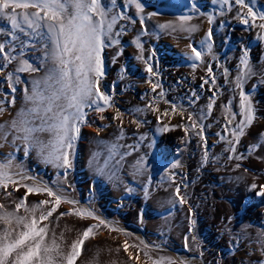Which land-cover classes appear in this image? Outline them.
Segmentation results:
<instances>
[{"label":"rangeland","instance_id":"rangeland-1","mask_svg":"<svg viewBox=\"0 0 264 264\" xmlns=\"http://www.w3.org/2000/svg\"><path fill=\"white\" fill-rule=\"evenodd\" d=\"M104 2L108 4L109 7H112L110 0H104ZM141 2L144 4L145 10H150L144 15L147 16L149 13L156 12L158 15L153 17V19L160 22L158 20H160L161 14H164L166 11L164 8L165 1L163 0L162 3L161 0L159 3V0H157L156 3L154 2L155 4L152 0H141ZM196 2L197 6H199V1L196 0ZM120 3L122 7L120 10L123 9L125 15L136 21V23L133 24L130 20H125L131 25V27L136 28V34L140 35L142 42L143 38L145 39L147 35H150L151 31L154 32V29L146 27L145 19L144 24L142 25L143 27L141 26L140 28H146L147 34H141L142 29H139L138 27L140 16L137 12L134 13L132 11L136 9L135 6L129 5L127 0H116L114 11L116 6H118L117 4L120 5ZM156 5L160 6L161 9ZM188 7L191 8L189 4ZM212 7L215 8V5L213 4ZM151 9L154 10L151 11ZM257 11H264V6L259 7ZM214 12L213 16L216 21L214 19V22L209 25L213 30L212 54H206L205 63L199 65V68L205 71L204 73L206 74L209 83L205 84L203 82L191 90L188 87L190 82H187L185 79L182 80L181 78L179 79L180 84L177 81H175V83L169 82L166 79L165 73L159 74L161 77L165 76V83L161 80H157L160 85H165V87L171 83L175 86L172 92L165 93L166 106L169 104L168 108H170V105L174 103L178 106H182L186 110L184 113V119L179 115L176 119L165 117L163 120L164 124L169 122L172 125L187 123L186 117L188 113H194L197 116L203 115L207 112L210 97H212L214 92L219 93L211 115L205 116L202 121L205 125L204 135L207 138V150L209 153L208 162L206 164L202 163L204 147L203 141L199 136L195 135L193 131L186 134L180 128L166 132L159 131L160 127H162L160 121L157 120V123H154V116L152 117V120L150 118L151 122L144 118L145 112H147L148 109L141 107L144 104V100L142 99L140 102H135L133 106H129L126 109L124 115L131 119L128 124L123 125V139L119 138L121 124L116 127L111 123L107 124L100 119V116L102 115L101 113L86 109L88 112V123L81 127L80 136L75 145L74 168L70 170L67 178V183L71 184L74 190H68V194L78 200L80 206L83 204L82 201L91 204V208L97 211L96 213L106 220L118 224L123 222V224L125 223L128 226H133L134 228L139 229L147 238H149V244L154 246V250L151 253L154 257L163 256L175 259L172 255V252H175L178 254V260H188L192 262L191 264H262V262H264V252L261 250V242L264 241V197L257 195L259 189L252 190L250 185L253 183L264 185V144H261L259 149L252 151L251 154H249V147L258 143L260 133H264V112L262 111L264 110V100L263 94L259 92L264 85L261 83L260 79L264 76V50L259 51L252 48L253 45H251L249 41L250 32L248 27L237 26L230 30L228 26H224L223 24L222 19L225 14L221 15V10H214ZM226 12L228 13V11ZM119 22L120 20L116 26V31L121 29L118 27L120 24ZM0 28H3V31L0 32V43H3V40L5 39L4 43L10 45L6 50L10 51L11 47L14 46L17 50L12 54L20 55V42L12 41L11 37L6 34L10 31V25H8L6 21L0 20ZM18 35H20L21 40H28V37L23 34L18 33ZM137 35H135V37ZM181 38L185 39V37ZM192 38L196 39L197 36L195 35ZM193 41L190 43L199 48L200 42L197 43L195 40ZM33 42L36 43V48H24L23 58L29 60L34 66L42 67L44 70L37 73H18L17 75H19L21 82L15 84V93L10 90L6 76L7 73L12 72L17 65L13 63L4 70V73L2 74L4 77L0 75V101L3 102V107L6 111L0 115V120L4 121L6 118H15L17 115L16 113H18V106L21 104V99L19 97L20 94H22V92L24 93L25 87L28 89L30 87L31 89V81L34 79L33 77H42L44 75L46 66H43L41 62L42 52L39 50L41 44L36 41ZM160 42L161 40L155 42L156 46H158V48L160 46V49L161 47L166 49L165 44H160ZM124 48L128 49V46L127 48L121 46V51L125 52L123 50ZM237 48L243 50L248 49L250 62L257 73V75L250 77L244 85L245 92L252 97L256 119L252 126L246 130V134L241 138L239 145L236 146V155L239 156L242 154L245 158L229 159L231 154L225 150L228 147V144L226 141H221L217 133L224 135L229 139L232 138L230 133L225 130L227 114L224 111V106L228 104L229 101H231L232 110L239 113V89H236L235 86V77L239 71V58L235 53ZM137 49L135 50L137 51ZM119 51L120 50H118V47L116 46L109 47V49L105 48L103 59L106 58L107 61L115 62L117 64V59L122 55H117ZM3 63L4 61L0 59V65ZM131 63L132 61L126 60L125 71L133 69V81L130 79L126 80L124 79V76H120L119 82L117 81V86L125 87L127 92L121 94L123 98L126 96L125 99H129L130 92H132L133 94L131 96H133V99L135 98V100H137L140 99L144 92L141 91V93H137V91H135L136 88H139V80L136 77L138 73L136 72V69H138V67H130V65H132ZM140 63L142 66L144 62L142 61ZM211 64L213 73L215 74L216 72L215 76H219L220 74L219 78L216 77L215 88L213 87L211 79L207 73V67ZM224 68H227L229 72L227 78L222 74ZM145 74L150 76L146 70ZM150 78L154 79L155 76H150ZM223 79H225V82ZM103 82L104 80L102 79L101 91L105 90ZM204 85H209L212 88V90H210L211 92L202 90L204 89ZM132 87H134V90ZM140 87H142V85ZM231 88L233 89L231 90ZM194 92L196 93V96H193ZM13 96H15L14 106L9 103ZM197 96L199 99L196 98ZM204 98L206 100H204ZM147 99H149L148 95L145 96V100ZM150 103H152V101H150ZM138 108L143 111H135ZM110 109L104 113L112 112ZM240 119L241 117L237 115L236 122ZM137 122L140 123L138 124ZM9 123L5 120L3 126H7ZM159 123H161V125ZM87 128H91L94 133L96 131L94 135L96 136V140L91 143H89L88 140L83 147L84 150L83 148L79 149L77 147L79 146L80 141L83 140L84 136L82 138V135ZM111 131H114L115 133L119 132L116 136L118 140L109 137L108 133ZM141 136H144L145 139L141 140ZM185 137L187 138L185 139ZM8 138L10 140L12 139L11 136ZM3 141L4 140H2V142ZM99 141H104L105 143L101 144ZM97 144L98 147H96ZM112 144L118 145L116 150L117 154L109 162V167L105 170L106 174L100 175L98 174L97 168L104 164L105 159H107L109 155L108 146L110 147ZM8 147L10 149L12 148V150H9L4 157L3 152L0 151V160L4 159L12 152L16 156V162L22 164L29 175L35 176L39 180L45 181L49 184H52L53 181L57 180L58 171L61 172L62 176V170L54 169L52 165L45 164L40 156L37 157L36 154V156L34 155L35 150L25 156L23 145L19 142H17L16 145L9 143ZM16 148H19L20 150L16 151ZM100 149L102 151H100ZM261 149H263V152ZM99 151L102 155L98 158V163H93V154ZM259 151L260 155L258 154ZM129 152L131 153L130 155H124ZM122 155L124 157L123 159H121ZM142 157L146 163V171L143 175H136L138 176L136 178V176H133V172L135 171L134 165ZM176 162H179L182 167L171 169V165ZM237 164L240 166L237 167ZM168 169H171L176 175V182L181 185V194L187 198L188 203L183 206L179 205V203H175V206L173 204V195L176 185L173 184L169 186L168 181H161L160 179ZM111 173H115V176L118 178L109 179L108 175ZM149 176L151 177L152 184L149 187V196L146 198L144 195V188ZM29 183H31V181H29ZM61 183L63 184L62 179ZM184 185H187V187H184ZM84 187H86V189ZM129 188L132 189L131 192L128 191ZM24 191L25 190L21 188L19 192L14 193V196L11 199L23 196ZM166 191H170L172 201L161 202V200L158 201L156 198H153ZM111 196L113 199H111ZM46 198L47 197L43 195H31L29 196V202L33 203ZM11 199L3 200V202L11 206ZM71 207L72 205L70 204H62L59 211L65 212ZM141 213H143L142 220L140 218ZM53 219H55V216ZM191 219H195L196 221L194 229L191 227ZM76 221L79 223H76ZM153 221L156 223H153ZM58 223L60 227L73 224V229L71 226V234L72 236H75L74 231H77L78 233L88 225L96 223V221L81 220L75 216H65L61 218ZM126 232L131 234L130 241H136L132 231ZM186 236L188 237V247H185ZM193 237H195V241L193 240ZM106 238L112 239L113 243L115 242L118 246L124 241V239H126L122 234L109 233L107 230L102 229L95 239L89 240V242L94 243L93 250L95 252L97 248L101 247L99 242ZM197 243L199 244V249L196 247ZM213 249L219 254V259L213 255V252L211 253V250ZM132 251L135 254V250ZM201 251L203 252L202 256L200 254ZM141 256L143 257L142 254Z\"/></svg>","mask_w":264,"mask_h":264},{"label":"snow or ice","instance_id":"snow-or-ice-1","mask_svg":"<svg viewBox=\"0 0 264 264\" xmlns=\"http://www.w3.org/2000/svg\"><path fill=\"white\" fill-rule=\"evenodd\" d=\"M129 5H134L140 16L139 22L144 24L145 19H151L158 14L152 12L144 15L145 6L141 0H127ZM211 3L218 5L223 15L225 10L231 12L233 7H237L236 19L242 24L259 29L258 39L264 40V11L254 10L255 0H211ZM112 7H109L104 0H0V20L6 21L10 25V31L6 34L12 41H19L21 46L20 55H13L16 47L11 50L6 43H0V59L4 61L0 65V75L9 65L15 63L17 66L12 72H8L6 80L13 93L16 91L15 84L20 83L18 73H37L44 70L42 67L34 66L29 60L24 59L23 49L27 47L36 48V41L41 44L39 49L42 52L41 62L46 66L44 75L31 81L32 87L24 89L26 107L22 108L16 117L7 126L0 125V133L5 142L11 136V143L17 142L23 145L24 155L27 156L33 150L40 156L45 164H50L61 172H57V180L49 184L39 180L37 177L29 175L22 164L16 162L14 153H9L0 160V264H78L85 251V244L90 239H95L100 231L107 230L109 233H118L126 237L124 241L115 248V252L121 250L128 257L127 264H140L141 254L144 257L143 264H191L188 260H177L171 257H154L151 253L154 246L143 240L136 239L130 241L131 234L120 228L116 222L106 220L96 211L87 206H80L79 201L68 194V190H74L73 186L67 183V178L71 169L74 168L75 145L79 139L81 127L87 125L88 112L91 109L103 114L108 109L114 107L112 96L101 91V81L105 76L103 52L105 48L119 46V37L124 33L121 28L116 31L119 20L136 21L125 15L124 12H115L116 0H110ZM191 10L200 13L196 0H191ZM31 10V11H30ZM203 15V13H200ZM192 15H181L176 21L158 23L157 27L169 33L182 32L191 34L199 30L198 25L191 24ZM215 17L208 16V22H214ZM3 28H0V32ZM28 37L27 41L21 40L20 35ZM142 34H147V29H142ZM213 30L209 28L205 38L200 41L198 48L194 44H188L189 51L187 58L192 61L191 67L195 69L205 63V52L212 54ZM141 53H143V43L140 35L133 41ZM122 54L119 51L117 55ZM154 55V52H153ZM146 71L150 76H158L152 63L143 58ZM199 62V63H197ZM238 73L235 77V86L239 89V113L232 110L231 101L224 106L227 114L225 130L232 137L217 133L221 141H226L228 147L225 149L231 155L229 159H244L241 155H236L237 145L246 134V130L254 123L255 109L252 97L245 92L246 81L257 75L250 62L249 51L245 49L239 59ZM207 73L211 78L213 87H216V76L211 65L207 67ZM223 75L227 78L229 72L224 68ZM152 91L156 92L162 86L160 83L148 80ZM209 83L208 79L204 80ZM264 83V76L261 78ZM219 93L214 92L210 97L207 112L201 116L188 113L187 123L172 125L170 122L163 123L165 117L170 112L172 116L177 113L184 119L185 109L182 106L171 104L170 109H166L157 117L162 123L159 131L166 132L176 128L182 129L186 134L193 131L203 141L204 156L202 163L208 162L209 153L207 150V138L204 135L205 125L203 119L211 115L213 107ZM165 96L160 91L158 97L153 99L147 107L153 112H160L158 99ZM196 96V93H193ZM199 99V97H196ZM15 105V96L9 101ZM6 109L0 101V114ZM135 111L141 112L142 109ZM241 119L236 122V116ZM100 119H106L101 115ZM113 120H121V114L117 112L112 117ZM138 124L140 122H137ZM234 125V126H232ZM47 134V139L44 135ZM123 124L120 125V139H123ZM187 137H185L186 139ZM145 139L144 136L140 137ZM104 144V141H99ZM264 144V133H260L259 142L249 147V154L259 149ZM131 147V146H129ZM118 145L112 144L108 147V157L104 164L97 168L100 175H105V170L109 167V162L117 154ZM16 148V151H19ZM126 153L124 155H130ZM100 152L93 154V162L98 163ZM123 155L121 159H123ZM240 165L237 164V167ZM179 162L173 163L171 169L180 168ZM133 175H143L146 171V163L142 157L134 165ZM168 169L161 176V181H168L169 186L176 185L173 195V204L179 203L183 206L187 204V198L181 194V185L176 182V175ZM109 179L118 178L115 173L108 175ZM61 179L63 184L61 183ZM31 181V183H29ZM152 184L151 177H148L144 188V195L149 196V187ZM187 187V185H184ZM23 188L24 194L14 199V193ZM252 190H258L257 195L264 197V185L253 183ZM11 189V190H10ZM128 191H132L131 188ZM43 195L46 199L30 203L29 196ZM11 199V206L5 204L3 200ZM62 204H70L72 207L65 212H60ZM191 210V209H190ZM55 216V219L53 217ZM65 216H75L81 220H93L96 223L88 225L78 232L76 238L70 244L65 241L64 233L57 235L54 226L59 227V220ZM140 218L142 220L143 213ZM195 219H191V227L194 229ZM67 230V229H66ZM195 241V237H193ZM262 252H264V241ZM185 247H188V237H185ZM199 249V244L196 245ZM132 250H135V254ZM191 250V249H189ZM105 249L97 248L92 259L87 264H99V256ZM110 253L113 249L109 248ZM201 256L203 252L201 251ZM112 264H117L113 261ZM264 264V262H262Z\"/></svg>","mask_w":264,"mask_h":264},{"label":"bare ground","instance_id":"bare-ground-1","mask_svg":"<svg viewBox=\"0 0 264 264\" xmlns=\"http://www.w3.org/2000/svg\"><path fill=\"white\" fill-rule=\"evenodd\" d=\"M123 1V0H121ZM147 1V0H146ZM153 3L157 2V0H152ZM161 0H159L160 3ZM165 1V13L161 14V18L160 22H157V20L151 18V19H146V27L150 29H154V32L151 31L150 35H147L145 37V39L143 38L142 43H143V53L141 54L140 49H137L136 45L133 43L136 34V28L131 27V25L129 23H127V21L125 20H120V24L118 25V27L123 28L124 29V33L119 37L120 39V45L116 46L118 47V50L121 51L120 47L125 46L128 49H123L125 52L122 53L121 57L119 59H117L116 62H118L117 64L114 62H109L106 60V58L104 59V68H105V80L103 82L104 87H105V92L109 95L112 96V104L114 105V107H112L110 110H112V112H106L104 114H102L103 116L106 117V119H103V121H105L107 124L111 123L113 124V126H117L119 124H123L126 125L128 124V122L130 121L131 118L126 117L124 114L126 112V109L129 106H133V104H135V102H140V100H144V104L143 108L148 109V105L150 104V101L153 102V99L155 97H158V94L160 91H163L164 93H170L174 90L175 86L172 83H175V81H177L179 83V79L181 78L182 80L185 79L187 82H190L189 84V88L191 90H193L194 88H196L197 85H200L204 82L205 79H207L206 74L204 73L205 71H203L202 69L198 67H196L195 69H193L191 67V64L193 63L192 61H190L187 56L186 53L189 51V49L187 48V45L190 44V42H192L193 40H195L197 43L200 42L201 40H203V38L205 37L207 30L210 28L209 25H211L208 22V16L209 15H214V10H220L218 5H215V8L212 7V3L211 0H198L199 1V9H200V13H203V15H201L200 13H196L194 11L191 10V8L188 7V4L190 6L191 4V0H164ZM150 3V2H149ZM154 3V4H155ZM158 3V4H159ZM163 3V0H162ZM161 3V4H162ZM127 4V3H126ZM118 6H116L115 11L118 12H124L123 9L120 10L121 7V3L120 5L117 4ZM128 5V4H127ZM126 5V6H127ZM153 5V4H152ZM157 7H160L158 5H156ZM155 6V7H156ZM163 6V5H162ZM254 10H258L259 7L264 6V0H255L254 3ZM149 7V6H148ZM153 7V6H152ZM154 7V8H155ZM131 9V8H130ZM159 9V8H158ZM161 9V7H160ZM132 10V9H131ZM136 9L132 10L134 13L137 12ZM154 9H151V11ZM31 11V10H30ZM131 11V12H132ZM150 11V10H149ZM148 10H144V14L149 12ZM158 11V10H157ZM163 11V12H164ZM129 12V11H128ZM130 12V13H131ZM226 12V10H225ZM224 12V17H223V24L224 26H228L231 29H233V27H237V26H246L244 24H242L240 21H238L235 17L237 15V7L234 6L231 12ZM127 13V11H126ZM138 14V13H137ZM146 15V14H145ZM181 15H192L193 19L190 21L191 24L194 25H198L199 26V30L196 32H193L191 34L188 33H181V32H175V33H169L166 31H162L157 27L158 23H165L168 21H176L177 18ZM217 15V14H216ZM135 16V15H134ZM221 16V15H220ZM139 17V16H138ZM138 20V18H137ZM216 21V19H215ZM219 21V20H218ZM222 23V22H221ZM9 25V24H8ZM142 25H140V23L138 22V27L139 29ZM145 26V25H144ZM6 27V26H5ZM117 27V28H118ZM143 27V26H142ZM227 27V28H228ZM249 32H250V43L251 45H253L252 48H255L254 50H259V51H263L264 50V40H260L258 39V34H259V29L255 28V27H249ZM9 28V27H8ZM224 28V27H223ZM225 29V28H224ZM116 30V29H115ZM230 33V32H229ZM232 33V32H231ZM142 34V33H141ZM197 36V40L192 38L194 36ZM231 36V35H230ZM10 37V36H9ZM181 37H185V39H182ZM219 39V38H217ZM158 40H161L160 44H165V48L160 49V46L158 48V46H156V43ZM199 40V41H198ZM229 40V39H228ZM227 40V42H228ZM5 39L3 40L4 43ZM10 42V41H9ZM8 42V43H9ZM194 42V41H193ZM256 43V44H255ZM11 44V43H10ZM159 45V44H157ZM238 45V44H237ZM10 46V45H9ZM164 47V46H163ZM137 49V51L135 49ZM10 49V48H9ZM109 49V48H108ZM249 49V47H248ZM113 50V49H112ZM117 50V49H116ZM205 52V56L207 54V50L206 48L203 49ZM166 51V52H165ZM243 49H238L235 52L237 54V57L240 59V57L243 55ZM154 52V55H153ZM168 52V53H167ZM112 53V52H110ZM109 53V54H110ZM116 53V52H115ZM166 53V54H165ZM141 55H143L144 59L149 60L155 71H157L159 74L161 73H165L166 75V79L169 82H172L170 85H168L167 87H165V85H161V88H158L156 90V92L152 91L151 85L148 83V80L151 79L150 76L148 74H145V67L146 65L143 63V65L141 66L140 62L143 61V59H140L138 57H140ZM208 55V54H207ZM113 56V55H112ZM111 56V57H112ZM262 56V55H261ZM116 57V56H115ZM237 58V59H238ZM123 59V60H122ZM111 60V59H109ZM127 61H132V65H130V67L133 66H137L138 69H136L138 72L136 77L139 80V88H136L135 91L140 92L143 91L144 93H142V98L140 97V99L135 100V98L133 99V96H131L133 93L130 92V98L129 99H125L126 96L123 98V96H121L122 93L127 92L125 87L123 86H117V83L119 82L120 76H124L126 80H132L133 81V72L132 70L130 71H125V63ZM114 61V60H113ZM124 61V62H123ZM122 62V63H121ZM212 62V61H211ZM210 62V63H211ZM214 62V61H213ZM198 63V62H197ZM116 64V65H115ZM128 64V63H127ZM118 66V67H117ZM212 66V64H211ZM129 68V67H128ZM220 68V67H219ZM218 68V70H219ZM221 69V68H220ZM217 70V69H215ZM7 71V70H6ZM162 71V72H161ZM125 73V74H124ZM222 73V72H221ZM216 74V72H215ZM223 74V73H222ZM221 74V75H222ZM3 76V75H2ZM165 76L161 77L160 75L155 76L154 79H151L154 83L158 80H161L165 83ZM220 76V74H219ZM219 76H216L219 78ZM4 77V76H3ZM32 77V76H31ZM34 79H38L40 77H33ZM221 78V77H220ZM211 79V78H210ZM261 79V78H260ZM137 80V82H138ZM225 79H223L224 81ZM118 81V82H117ZM181 81V80H180ZM185 81V82H186ZM220 81V80H219ZM183 82V81H182ZM184 82V83H185ZM225 82V81H224ZM5 84V83H4ZM7 84V83H6ZM121 84V83H120ZM180 84V83H179ZM264 84V83H263ZM142 85V87H140ZM254 85V84H253ZM182 86V85H181ZM136 87V86H134ZM134 87L133 90H134ZM165 87V88H164ZM261 87V86H260ZM131 88V87H130ZM204 89L202 90H206V91H210L212 90V88L209 85H204L203 87ZM249 88V87H248ZM233 88H231L232 90ZM237 89V88H236ZM11 90V89H10ZM29 90L30 87H29ZM128 90V89H127ZM253 90V89H252ZM256 90V89H255ZM200 91V90H199ZM205 91V92H206ZM235 91V90H234ZM211 92V91H210ZM261 94H263V100H264V85L262 86L261 91H259ZM136 93V92H135ZM201 94V93H200ZM252 94V92H251ZM148 95L149 99L145 100V96ZM155 95V96H154ZM173 95V94H172ZM258 95V94H257ZM144 96V98H143ZM154 96V98H153ZM20 99H21V104L20 106H18V112L22 109L26 107V101H25V95L22 92V94H20ZM135 97V96H134ZM168 97V96H167ZM204 100H206L204 98ZM114 102V103H113ZM118 102V103H116ZM206 102V101H205ZM264 103V101H263ZM169 105V104H168ZM168 105L166 106V96L159 98L158 99V106L160 109V112H153L150 109L147 110V112H145L144 118H146L147 120L150 121V118L152 120V117L154 116L155 121L154 123H157V117L160 115L161 112H163L166 109H170L168 108ZM264 105V104H263ZM129 110V109H128ZM264 112V110H262ZM117 112H119L121 114V120H113L112 117L115 116L117 114ZM259 113V112H258ZM17 114V113H16ZM1 115V114H0ZM179 113H177L175 116H172L171 112L169 114L168 117L170 118H175L178 117ZM180 116V115H179ZM16 117V116H15ZM13 118V117H12ZM165 119V118H164ZM8 121V123L13 120L10 118H6L4 119V121ZM99 120V119H98ZM3 120H0V125L4 124ZM102 121V122H103ZM101 122V121H100ZM151 122V121H150ZM161 125V123H159ZM152 125V124H151ZM259 125V124H258ZM155 126V125H154ZM157 126V124H156ZM155 126V127H156ZM114 127V128H115ZM158 128V127H157ZM256 130V129H255ZM254 130V131H255ZM261 131V130H260ZM109 132V131H108ZM96 133V131H95ZM95 133L93 132V130L91 128H87L84 131V134L82 135L83 140L80 141L79 146L77 148L82 149L84 147V145H86V142L89 140V143H91L92 141L96 140V136ZM119 133V132H118ZM118 133H115L114 131L108 133L109 137H112V139L118 140L117 139V135ZM12 138V137H11ZM44 139H47V134L44 135L43 137ZM2 134L0 133V148H1V152H3V157L5 154H7L9 152V150H12V148L10 149L8 147V144L11 143V140L8 138V141L2 142ZM98 140V139H97ZM107 142V141H106ZM98 143V142H97ZM12 144V143H11ZM100 145V144H99ZM98 147V144L97 146ZM105 147V146H104ZM109 147V146H108ZM102 148V147H101ZM103 149V148H102ZM84 150V148H83ZM93 150V149H92ZM263 149H261L262 151ZM100 151H102L100 149ZM99 151V152H100ZM107 151V150H106ZM80 152V151H79ZM92 152V151H91ZM263 152V151H262ZM261 152V153H262ZM12 153V152H11ZM84 153V152H82ZM96 153V152H95ZM37 155L36 151L34 153V155ZM87 154V153H86ZM260 155V151L258 153ZM35 155V156H36ZM37 157H39L37 155ZM86 157V156H85ZM92 157V155H91ZM33 158V157H32ZM258 158V157H257ZM38 159V158H37ZM81 159V158H80ZM90 159V158H89ZM36 160V159H35ZM103 160V159H102ZM130 160V159H129ZM263 161V160H262ZM38 162V161H37ZM81 162V160H80ZM83 162V161H82ZM101 162V161H100ZM34 163V162H33ZM42 163V162H41ZM85 163V162H84ZM94 163V162H93ZM103 163V162H102ZM101 163V164H102ZM131 163V162H130ZM32 164V163H31ZM100 164V165H101ZM264 164V163H263ZM39 165V164H38ZM82 166V165H81ZM88 166V165H87ZM98 166V165H97ZM79 167V166H78ZM42 168V167H41ZM55 169V168H54ZM81 169V168H80ZM77 173V172H76ZM96 173V172H94ZM78 174V173H77ZM80 174V173H79ZM99 174V173H98ZM136 176V175H133ZM138 176H136L137 178ZM91 182V181H90ZM82 184V183H81ZM120 184V182H119ZM109 185V184H108ZM112 186V184H111ZM86 189V187H84ZM112 189V187H111ZM110 190V189H109ZM106 191V190H105ZM154 199L156 198L158 201L161 200V202H168V201H172V195L170 193V191H166L165 193H160L157 196L153 197ZM111 199L112 196H111ZM153 199V200H154ZM83 203V204H82ZM82 205L81 206H87V207H92L91 204L85 203L82 201ZM121 204V203H120ZM164 204V203H162ZM80 205V204H79ZM64 206V205H63ZM117 207V206H116ZM120 210V209H119ZM97 212V211H96ZM121 212V211H120ZM98 215V213H97ZM116 215V214H115ZM101 217V216H100ZM126 220V219H125ZM72 223V222H71ZM75 223V222H74ZM76 223H79L76 221ZM132 223V222H131ZM153 223H156L153 221ZM118 224V223H117ZM65 225V224H64ZM63 225V226H64ZM73 229V224L70 226H64V227H57L55 228V231L57 233V235H59L61 232L64 233V238L65 241L70 244L72 242V240H74L77 236V231H74V235L72 236L71 232ZM78 226V225H77ZM118 226L120 228H123L125 231H132L134 233L135 239L139 238V240H143L145 242H147L149 244V238H147L145 236V234H143V232H141L139 229L134 228L133 226H128L127 224H123V222L119 223ZM81 227V226H80ZM67 229V230H66ZM133 235V234H132ZM110 236V235H109ZM113 237V236H112ZM100 244V248L101 249H105V251H103L100 256H99V264H112L113 261H116L117 264H127L128 261V257L127 255H125L126 253L122 252V250L119 253H116L114 250L115 248L118 246V244H115V242L113 243L112 239L110 238H106L103 239L102 241L99 242ZM94 243L93 242H87L86 244V248L85 251L83 253L82 259L80 260L79 264H87V262L89 260L92 259L93 255L95 254L94 249ZM98 246V245H97ZM113 249L112 252H108L107 249ZM156 248V247H155ZM214 253L213 255L219 259V254L217 253V251L215 249L211 250V253ZM172 255L175 259L178 260V254H176L175 252H172ZM196 258V257H195ZM143 260L144 257L141 256V261L140 264H143ZM190 260V259H189ZM199 260V259H198ZM193 261V260H192ZM197 261V260H196ZM200 261V260H199ZM191 262V261H190ZM195 262V261H194ZM201 262V261H200ZM199 262V263H200ZM217 262V261H216ZM192 263V262H191Z\"/></svg>","mask_w":264,"mask_h":264}]
</instances>
